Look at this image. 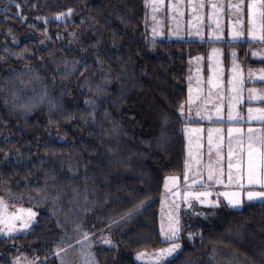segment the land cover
Wrapping results in <instances>:
<instances>
[{
  "label": "trees",
  "instance_id": "obj_1",
  "mask_svg": "<svg viewBox=\"0 0 264 264\" xmlns=\"http://www.w3.org/2000/svg\"><path fill=\"white\" fill-rule=\"evenodd\" d=\"M146 4L0 0V197L38 211L27 232L0 236V264H58V236L77 223L111 226L97 264H142L136 253L167 245L160 210L165 177L185 182L189 56L232 42L152 43ZM181 202L191 222L165 264H219L220 251L264 264V203L192 215Z\"/></svg>",
  "mask_w": 264,
  "mask_h": 264
},
{
  "label": "snow or ice",
  "instance_id": "obj_2",
  "mask_svg": "<svg viewBox=\"0 0 264 264\" xmlns=\"http://www.w3.org/2000/svg\"><path fill=\"white\" fill-rule=\"evenodd\" d=\"M243 0H239L237 4H230L229 7L234 10V15L236 16V20L233 23L231 35L233 39L245 38V31L242 30L243 20L242 13L244 12ZM215 9L217 6L215 4L212 5ZM247 37H251L252 40L258 41L260 43H264V0H248L247 2ZM71 9H68V13H71ZM58 15H65L64 13H60ZM154 18V17H153ZM157 29L153 28V34H155ZM217 32H219V27L217 28ZM199 35V33H197ZM213 53H217L218 49H212ZM255 54V53H253ZM196 59H199L197 57ZM211 59V57H210ZM218 62V61H217ZM251 75V70H249ZM218 76V74H217ZM208 83L212 87H217L220 83L218 78L210 77ZM243 80L239 73V67L234 65L233 67V79L231 81L232 84V92L234 95L230 98L229 103V111H228V121L229 124H235L236 127L228 128V137H229V148H228V164H227V177L225 179V170L221 164V160L223 158L222 152L220 149V144L222 141V137L219 136L222 129H209L208 130V153H209V162L204 164L203 167H200L201 164L200 156L201 153L197 152L196 155H193L191 147L189 148V158L185 160V173L184 180L186 182L189 181V172H192L191 185L195 186L197 184V180L200 181L198 185L200 188H211L212 183L218 185H225L232 188V191H225L224 196L227 197L228 203L233 206H241L245 202V198L247 201L258 200L261 203H264V190H255L258 186L260 189H264V128L260 130V134H257L253 128L249 127L247 133V145L245 151V145L243 143V129L239 127L241 123L244 122V117L236 110V104L240 102L241 96V86ZM200 82L198 79L196 92L200 93ZM256 89H249V101H251L254 97L251 95L252 93H256ZM189 97L188 104L191 105L193 100L196 97L191 95L192 88L189 86ZM264 93V90H262ZM256 98L264 99V94L258 96ZM86 103H93V101L88 100ZM191 109H189L190 111ZM180 111L183 112V106L180 107ZM200 114L199 111L197 113ZM220 107L219 105L216 108V115L219 116ZM205 117L208 120H212L211 116H208L205 112ZM247 120L248 121H259L264 124V108H253L249 107L247 109ZM166 122V121H165ZM218 123L220 121H217ZM191 133L197 134L196 136V148L200 147L199 133L201 129L199 127L192 128L189 130ZM213 132L218 134V138L216 140L213 139ZM233 132L239 134L237 137V146L240 148L239 152H234L232 148V139ZM163 135V133H162ZM215 148V160L213 161L211 153ZM206 170V179L203 175ZM178 177L176 176H168L165 177L164 187L169 189L170 184H176L178 181ZM248 186L246 188L245 186ZM187 188L188 185L186 184ZM175 198L173 201L172 207L169 209L167 215V220H161L160 232L164 237V242L167 244V247L160 248L155 250L154 254H147V259L151 261V264H164L165 258L171 256L176 252L177 249L180 248L179 243H172L174 240H178L180 238L181 231V222L179 217V208L180 205L175 202V200L181 197V193L179 189L176 192L172 193ZM219 196V193H217ZM210 196V192L208 191H185L183 193V199L187 201L189 197H195L200 204H212L216 205L219 203L218 200H210L205 199ZM142 203V202H141ZM3 199L0 198V207H3ZM190 206V205H189ZM35 216V213L29 209H21L20 212L11 213L5 220L3 217V213H0V224H5V228H0V233L5 231L14 232L19 229H27L29 224L32 222V218ZM16 220H20L21 223L18 225L15 223ZM75 228L83 233L81 235L80 240L76 241L77 244H83V247L80 250L81 258L84 261V264H97L95 261V256L90 250L91 242L88 241V236L83 225L77 223ZM103 231V230H101ZM192 234L189 233V236ZM63 237H61V241ZM105 243L111 244L110 240H106ZM66 247L71 248L72 245H66ZM56 254L63 251L60 248L59 243L55 245ZM137 257L140 259H145L146 254L144 252H138ZM17 264L19 261L17 260ZM31 264V262H28ZM60 264H66L63 257H60Z\"/></svg>",
  "mask_w": 264,
  "mask_h": 264
},
{
  "label": "rangeland",
  "instance_id": "obj_3",
  "mask_svg": "<svg viewBox=\"0 0 264 264\" xmlns=\"http://www.w3.org/2000/svg\"><path fill=\"white\" fill-rule=\"evenodd\" d=\"M247 2L248 0H243L242 6L244 7V12L242 13L241 17L243 20L242 29L245 24H247L248 20V17L245 16L247 10ZM237 3H239V0H147L146 27L149 32L148 39L152 43L159 40L225 41L227 40V37L222 34L225 28H229V38L233 39L231 31L233 23L236 20V16L234 15V10L230 8L229 5ZM213 4L217 6L215 9L212 7ZM154 27L157 29L155 34H153ZM218 27L219 32H217ZM197 33H199V35ZM214 48L218 49L217 53L212 52V49ZM197 57H199V59H196ZM206 57H208L207 62L209 63L211 77L218 78L219 75L221 76L222 73H224L223 48L221 46H214L206 53L200 52L189 56L188 86L197 84L198 79L199 81L201 80L203 62L206 61ZM186 105H188L187 102L182 105L183 108H185ZM187 134L188 137H190L189 130H187ZM176 184H170L169 189L165 188L164 194L162 195L160 225L162 219L165 221L167 220L166 214L173 205V201L175 198L173 197L172 193L176 192L177 189H179L180 191V188H177L175 186ZM185 191H188V187L186 188L185 185H183L181 192L184 193ZM206 191L210 192V196L206 197L205 199L214 200L211 196L214 192L213 189L211 188L210 190ZM182 193L181 197L175 200V202L180 205L179 217L182 225L180 237L182 236L181 233L183 232L182 228L184 224H190L191 222V220L188 219L189 216L186 214L187 210H185L184 212V220L181 218V216L183 215L182 211H184V204H182L181 202V200L183 199ZM0 198L3 199L4 205L3 207H0V213H3V217L5 218V220L11 213L20 212L21 209L30 208L35 213V216L32 218V222L29 224V227L27 229H19L14 232L5 231L3 233H0V236L9 237L27 232L37 218L38 211L35 206L26 203L16 202L14 200H9L5 196H1ZM245 201H247L246 198ZM185 205L191 208L192 215H195L197 213L198 215H201L203 213V211L201 210L203 207L205 208L208 206H214L212 204L207 203L200 204L195 197H189V199L185 201ZM196 206H198V208ZM15 223L18 225L19 223H21V221L16 220ZM5 227L6 223L0 224V228ZM110 227L111 226L99 227L92 230L91 232H87L90 234L88 236V241L91 242V248L85 250H90L94 254L95 258L96 253L99 249L107 248L114 245L111 233L109 231L111 229ZM81 235H83V233L77 230L76 228H69L65 229L64 231H61L60 235L58 236L57 243H59V246L61 249H63V251L58 254H56L55 252L58 264H60V257L64 258L66 264H84V261L80 255V250L83 247V244L76 243V241L80 240ZM61 237H63L62 241ZM106 240H110L112 243H105ZM172 243H179L180 248L177 249L176 252L173 253L171 256L166 257L164 264L171 260L174 256H176L182 249V242L180 240H174L172 241ZM66 245H72V247L68 248L66 247ZM164 247H167V245L161 248ZM141 252H144L146 254L145 259L138 258L137 253L135 254V259L142 264H151V261L147 259V254H154L155 250ZM212 256L213 257L211 258V261H214L215 263L220 264L221 262V264H238V260H236L234 256L230 255L226 251L217 252ZM41 258L42 257L39 256H21L17 260L19 261V264H28V262H31V264H48L45 259ZM15 264H17V261L15 262Z\"/></svg>",
  "mask_w": 264,
  "mask_h": 264
},
{
  "label": "crops",
  "instance_id": "obj_4",
  "mask_svg": "<svg viewBox=\"0 0 264 264\" xmlns=\"http://www.w3.org/2000/svg\"><path fill=\"white\" fill-rule=\"evenodd\" d=\"M247 10L245 13V16H247ZM247 27L248 24H245L242 30L245 31V38L240 39H230V30L229 28H225L224 32H222L225 37H227V40H218L214 42H232L231 45H215V46H221L223 48V67H224V73L218 77V80L220 83L217 85V87H212L208 81L211 77L210 69H209V63L207 62L208 57H206V61L203 62V69H202V78L199 81L200 82V93L197 94L196 88L197 84H193L191 86L192 93L191 95L193 97H196L191 105H186V109L183 112V116L186 120L190 121L191 124L188 127V130L192 128L199 127L201 129L199 135L200 140V147L199 149L196 148V136L197 134L190 132V137L187 139V149H186V159L189 158V148L191 147L193 155H196L197 152L201 153L200 156L201 164L200 167H203L204 164L209 162V153H208V130L220 128L222 129L221 133H219V136H221L223 139L220 144V149L222 152V160L221 164L225 170V179L227 177V164H228V148H229V137H228V128L229 127H236L235 124H229L228 121V111H229V103L230 98L234 95L232 92V84L231 81L233 79V67L234 65L239 67V73L243 80L242 86H241V92H240V102L236 104V110L244 117V122L238 125L243 129V143L245 145V151H246V145H247V133L249 127L253 128L254 131L257 134H260V130L264 128V124L260 123L259 121L253 120L248 121L247 120V109L249 107L253 108H264V99L256 98L258 96H261L262 90H264V64H256L255 62H264V43H260L258 41L252 40L251 37H247ZM228 29V30H227ZM214 46L210 47L213 48ZM226 50L229 52V65L225 66V54ZM255 53V54H253ZM235 60V61H234ZM249 70H251V75ZM249 89H256V93H252L253 99L249 101ZM189 90V86H188ZM190 93H188L189 97ZM188 101V99H187ZM186 101V102H187ZM188 103V102H187ZM219 105L220 107V115H216V108ZM189 109H191L189 111ZM199 111V115L197 114ZM205 112L208 116L212 117V120H208L205 117ZM217 121H220L219 123ZM213 139L216 140L218 138V134L216 132H213ZM233 139H232V148L234 152H239L240 148L237 146V137L239 134L233 132ZM215 148H213V151L211 153L213 161L215 160ZM185 173V172H184ZM189 175V181L184 182V184L180 183V181L177 182L175 185L177 188H180V193L182 190L183 185H188V191H206L213 189V194L211 195L214 200L223 201L227 205H229L232 208H240L241 206H231L228 203L227 197H225L223 194L225 191H232V188L225 185H218L212 183L211 188H200L198 185L200 184V181L197 180V184L195 186L191 185V179H192V172L188 173ZM205 179H206V170L203 173ZM248 188V186H245ZM255 190H264L260 189L258 186ZM165 191V189H164ZM219 193V196L217 195ZM183 195V193H182ZM258 201V200H253Z\"/></svg>",
  "mask_w": 264,
  "mask_h": 264
}]
</instances>
